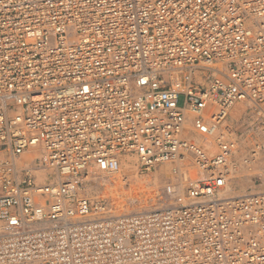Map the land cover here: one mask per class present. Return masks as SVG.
Here are the masks:
<instances>
[{"label":"built area","instance_id":"built-area-1","mask_svg":"<svg viewBox=\"0 0 264 264\" xmlns=\"http://www.w3.org/2000/svg\"><path fill=\"white\" fill-rule=\"evenodd\" d=\"M240 101L264 134V0H0V264H264V193L228 191L264 147ZM126 156L199 172L112 215L88 188Z\"/></svg>","mask_w":264,"mask_h":264},{"label":"rangeland","instance_id":"rangeland-1","mask_svg":"<svg viewBox=\"0 0 264 264\" xmlns=\"http://www.w3.org/2000/svg\"><path fill=\"white\" fill-rule=\"evenodd\" d=\"M184 101V97L181 96L179 105L183 106ZM246 109L247 105L243 102L241 109L238 108L234 113L230 111L227 122L235 128L239 135H242L244 139L243 151L249 153L257 143H264V134L260 133L248 121L245 122ZM131 158L133 161L127 159L126 163L122 162L120 173L113 176H104L99 173L97 176L107 177L100 176L93 187L88 188L90 196L104 199L109 203L112 215L127 213V211L128 213L129 211L130 213H139L163 209L173 205L176 197L182 192H186L190 178H188L186 186L180 190L181 192L172 183L175 180L177 181L175 183H178L179 180V173L176 169L177 163H162L152 171L142 173L136 159L132 156ZM187 158L191 161L188 170L193 173L197 167L192 157L188 156ZM164 164L169 165L173 170L174 180L172 178L169 180L166 178L157 179L158 170ZM234 177V183L231 186L233 194L264 193V147L257 160L253 161L250 167H241ZM131 209L135 210L131 212ZM125 210L127 211L125 212Z\"/></svg>","mask_w":264,"mask_h":264},{"label":"bare ground","instance_id":"bare-ground-1","mask_svg":"<svg viewBox=\"0 0 264 264\" xmlns=\"http://www.w3.org/2000/svg\"><path fill=\"white\" fill-rule=\"evenodd\" d=\"M242 104H243V102L242 101H240V102H237V103H235L234 105H233V107L231 108V111L234 113V112H236L237 111V109L239 108V109H241V107H242ZM188 120L190 121L191 120V115H189L188 116ZM189 127H190V123H189V125H188ZM186 135H188L189 136V138H191L192 140H194V141H200V138L197 136V135H193L191 132L190 133H186ZM33 150H37L36 148H34ZM127 159H131L132 160V158H131V156H126V158L124 157L123 159H122V162H124V163H126V161H127ZM133 161V160H132ZM166 163H169V162H166ZM191 164V161L189 160V158H187V157H185V158H183V159H181V160H179L178 161V164H177V173H179L178 175H179V180H178V183H175V181H173L172 183H173V185H175V187L176 188H178L179 189V191L180 190H182L185 186H186V182H187V180H188V178H190V181L191 180H193L194 178L196 179L197 178V173L199 172L198 171V169H196V171H194L193 173L190 171L189 172V170H188V168H189V165ZM53 172V169H43V170H41L40 172H39V177L40 176H42L43 174H46V173H52ZM104 176L105 175H107V174H105V173H102ZM156 174V173H155ZM103 175H100V176H103ZM173 170L171 169V167H169V165H167V164H164V165H162L161 167H160V169L158 170V173H157V179H160V178H162V179H165L166 178V180H169V179H173ZM100 176H97V175H95L92 179V183H91V186L89 187V189H91L92 187H93V185L97 182V180H98V178H100ZM103 176V177H104ZM107 177V176H106ZM106 177H104V178H106ZM155 178H156V175H155ZM118 179V178H117ZM174 180V179H173ZM43 181V179L42 178H40L39 179V182H42ZM100 181V180H99ZM177 182V181H176ZM171 183V184H172ZM189 183V182H188ZM173 189V188H172ZM232 188L231 187H228V191H231L232 192V190H231ZM101 190V189H100ZM175 190V189H174ZM181 192V191H180ZM183 193V192H182ZM238 195V194H237ZM238 196H241V195H238ZM128 208V207H127ZM126 208V209H127ZM135 209H131V212L132 211H134ZM127 210H125V212H126ZM116 213V212H115ZM127 213H128V211H127ZM129 213H130V211H129ZM133 213H137V212H133ZM124 214V213H123Z\"/></svg>","mask_w":264,"mask_h":264}]
</instances>
